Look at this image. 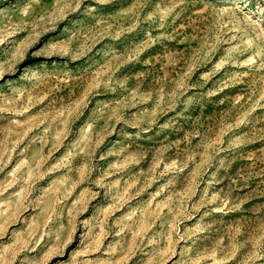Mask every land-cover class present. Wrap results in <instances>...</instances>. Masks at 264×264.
Segmentation results:
<instances>
[{"label": "rangeland", "instance_id": "1", "mask_svg": "<svg viewBox=\"0 0 264 264\" xmlns=\"http://www.w3.org/2000/svg\"><path fill=\"white\" fill-rule=\"evenodd\" d=\"M0 264H264V0H0Z\"/></svg>", "mask_w": 264, "mask_h": 264}]
</instances>
